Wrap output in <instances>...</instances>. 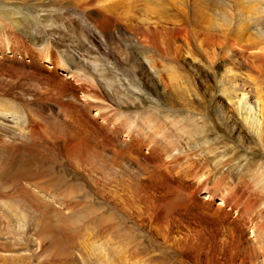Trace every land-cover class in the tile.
I'll return each mask as SVG.
<instances>
[{"label": "bare ground", "instance_id": "6f19581e", "mask_svg": "<svg viewBox=\"0 0 264 264\" xmlns=\"http://www.w3.org/2000/svg\"><path fill=\"white\" fill-rule=\"evenodd\" d=\"M7 1L9 0H0V4ZM18 2L24 11L22 13L29 15L31 11L40 10L43 19L70 6L82 14H88L86 21L87 26L94 31L92 38L99 39L102 47L89 46L95 41L83 43L76 34L67 35L69 45L60 43L56 48L57 59L60 61L56 62L57 66L50 62L52 49L57 47L50 42V38L60 39L66 32L52 27V20L43 21L49 25L44 24L40 29V38L24 29L19 30L20 35H15L11 41L12 44L20 45L31 60L37 63L38 59L41 62L49 61L52 68L62 64V71H65L63 66L67 69L79 67L72 70L70 77L74 79L79 76L81 81L86 82L87 87L79 86L76 91L80 92L87 104L100 103L94 93L96 87L102 88L117 108L123 106L145 109L146 101L138 96V92L143 91L133 87L134 84L130 81L134 78L144 79L148 84L149 90L146 92L149 96L154 94L158 103L165 105L168 110L172 111L175 106L180 109L193 108L199 103L196 95L187 90L192 99H182L184 83L182 80L178 81L181 76L176 74L182 63L189 61L199 64L205 58L208 60L211 76L216 80L217 95L221 101L216 111L218 119L234 134L238 130V123L233 117L236 115L241 126L253 136L256 146L264 148L262 90L255 79L242 72L243 67L252 71H264V65L259 64L260 62L252 63L256 56L257 60L264 61V0ZM13 14L0 9V26L4 31L10 29L12 22L15 24L23 21L14 18ZM13 29L19 28L15 26ZM27 40H30L34 49H30L32 46H25ZM72 45L77 48L76 53L71 51ZM89 49L93 50L91 56ZM246 50L258 52L248 65L244 63V55H241ZM221 60L223 70L218 75L220 70L217 62ZM97 66L100 68L96 70ZM146 67L150 76L146 75ZM113 68H121L123 73L130 75V80L126 75L122 76L123 79L115 78L117 75L113 74ZM42 70L44 77L37 78L36 81L29 80L30 84L26 83L24 88L35 99H48L51 95L55 97V101L62 100V115L59 113L56 118L49 116L47 119L38 109L25 107L23 103L17 104L19 108L17 105L13 107L2 95L0 97V154L1 151L4 154L0 164V264H164V252L161 249L164 250L165 247L181 256L190 254L193 264H219L218 252H209V248L199 245L194 230L189 232L186 230L187 225L183 223L173 222L163 227V224L152 221L149 227H156L160 242L149 237L147 232L143 235L140 232L134 234V228L145 232L147 227L144 213H141V205L145 200L142 193L146 191L147 188L144 187H147V183H139V187L133 188L132 177L128 178L122 173V181L117 182V171L122 166L118 159L124 158V155L116 154L114 147H111L114 159L107 162L110 158L106 160L101 157L103 140L96 132L88 131L82 112L88 113L89 117L91 115V119H99L104 123L112 122L113 116L116 121L125 123L126 120L116 110L112 113L109 109L93 105H86L88 109L81 112V109H77L80 105L76 91L68 94L56 92L54 88L58 82L48 79L46 68ZM106 74L111 76H105ZM19 76L32 78L27 72L19 73ZM13 78H8L6 71L0 70L1 93L4 88L14 84V80H19L17 75ZM165 78L170 82L169 85L163 82ZM160 86L162 93H158ZM205 90L208 91V88ZM161 97L166 98V103ZM224 104L231 108V112ZM160 105H156L153 113L147 111V108L145 111L134 112L137 116H141L140 112L146 113H143L144 124L137 122L136 118L131 119L126 137L129 142H123L134 149L131 154L135 157L129 159V156L128 159L140 167L142 172H147L146 179H152V182L158 175L160 178L161 174H172L177 178L191 180L197 188L205 186L209 174L204 172L201 163L192 161V149H188L187 140L195 138L192 130L194 126L190 121L199 127L203 117H209L210 113L201 115L193 110L180 118L167 115L164 121L155 117L162 112ZM230 113L233 115H229ZM113 129L117 127L109 130L110 134ZM8 139L10 144L4 142ZM144 145L150 153L148 160L142 157L141 148ZM48 151L52 154L59 153L70 162V168L66 167V176L48 173ZM138 157L151 163L152 170L147 169L146 163H140ZM111 170L114 172V184L106 186ZM70 178L76 183H70ZM219 180L213 181L214 188L221 187ZM257 196H260L259 207L264 209V191H260ZM248 198L247 202L251 197ZM94 204L100 207L93 212L90 209ZM253 206L254 204L252 208L245 207L244 210L246 213L255 212L259 215V207ZM259 217L250 222L251 236L247 240L252 248H249L247 257L243 255V259L242 256L240 264H264V219ZM137 219L142 223L136 224ZM182 229L187 233H182ZM174 233H177L178 238L171 237ZM144 235L147 240L143 239ZM150 245L156 247V250L152 247L151 250ZM148 247L151 253L145 254Z\"/></svg>", "mask_w": 264, "mask_h": 264}, {"label": "rangeland", "instance_id": "374dc122", "mask_svg": "<svg viewBox=\"0 0 264 264\" xmlns=\"http://www.w3.org/2000/svg\"><path fill=\"white\" fill-rule=\"evenodd\" d=\"M0 9L1 11H7L8 13L12 14L14 13V18L23 20L21 21V23L17 21L14 24L12 22V25H9L10 29H7L5 31L4 28L0 26L2 28L0 29V70L6 71L8 78H13L16 75L19 78V80L17 81L14 80L15 83L11 86L4 88L3 92H0V97L3 96L5 98L4 100L11 103L13 107H16V105L19 103H23L25 107L28 106L31 109H38L41 113L45 114V117L47 119L49 116L52 119L56 118L59 113L61 114L63 112V110L60 109L62 100L55 101V97L51 95L48 96V99H35L33 98L32 94L25 90L24 86H26V83L30 84L28 83L29 80L36 81L37 78L44 77V72L42 69L46 68L48 79H52L54 80V82H58L57 87L54 88L56 92L68 94L71 91H76L79 86L81 88L87 87L86 82L81 81L79 76H76V78L74 79L70 77L73 72L72 70L79 69V67H72V69H67L66 66H63L65 67V71H62L60 69V67H62V64H60L57 68H52L50 64H53V62L55 64L56 62H60L57 59L56 48H58V45L60 43L61 45L68 44L70 40L67 35L72 36L76 34L78 35L80 40L83 41V43H86L89 40H93L92 36L94 34V31L87 26L88 22L86 21L88 14H82L74 10L70 6L62 12H58L47 17V19H43V13L40 10L31 11L29 15H27V13H22L24 11H22L18 0H9L7 2L1 3ZM17 13L19 14L17 15ZM14 18H12L13 21ZM45 20H47L46 22L52 20L53 23L51 26L65 30L66 34H64L60 39L50 38V42H52L54 46H57L55 47V49H52L53 51L51 52L50 56L51 63H49V61L41 62L40 59H38L37 63L31 60V58L25 53V50L20 45H15V43L12 44L11 41H13L15 35H20L19 30L24 29L32 31V34L39 37V34H41L40 31H42L40 29L44 24H46L43 22ZM46 25L48 26L49 24ZM15 26H18L19 29H13L15 28ZM13 30L16 32H14ZM28 34L30 35V33ZM91 43L93 44H90L89 46L102 47L99 39L95 37ZM25 46H32L30 47V49H34L33 45H31L30 40H27V45ZM72 47L73 48H71V51L76 53L78 51L77 48H75L73 45ZM89 50L91 56V54H93V50ZM254 54L256 55L258 54V52L249 50L244 51L243 54H241L246 56L245 58L243 56V59L245 61L244 63L247 64L248 62H251V59H254ZM199 56L201 57V54ZM247 57L249 59H247ZM256 58L252 60V63L260 62L259 64L264 65V61L257 60ZM207 61L208 60H206L205 58H202L199 64H193L189 61L182 63V67L178 68L177 71L179 75L176 74V76H181V79H178V81L181 82L182 80V82L184 83V86L182 85V89H184V97L182 96V99H192L189 91H187L190 90L191 93L194 94V96L196 95L195 98L199 102L198 104L196 103L195 107L190 108L191 110L183 108L180 109L178 106L173 107L172 111H170V109L168 110L165 105H160V103H158L157 97H155L154 94L149 96V93L146 92V90H149L147 86L148 84L145 83L144 79L139 80L133 78L130 80V75H127L126 72L123 73L121 68L119 70H117L116 68L112 69L113 74L117 75L115 78L123 79L122 76L126 75L127 79H129L131 83L134 84L133 87L136 86L138 87V89H141V91H143L140 93L138 92V96L140 95L141 98L146 101V103L144 104L145 109H131L129 107L123 106L117 108V105L112 101V98L108 96L102 88L99 89L96 87L94 88V93L100 99V103L95 104L93 102H89L87 104L84 98L81 97L80 92L76 91V96L79 98L78 104L80 105L77 109H81L82 112L83 109H88L86 105H93L102 109H109L110 111H112V113H114V111L116 110L117 114L120 113L124 118L123 120H126L125 123H123V121L121 122V120L116 121L113 116L112 122L104 123L99 119H91V115L89 117L88 113L84 114V112H82V118L85 122V125L86 127H89L88 131L96 132V134L103 140L102 147L105 150L102 149L101 157L106 160L110 158V160H108L107 162H110L112 159H114L113 154L111 153L113 147L116 154L122 153V155H124V158L118 159L122 166H120V170L117 171V182L122 181V173L124 175H127L128 178L132 177L131 182L133 188H136L139 183H147V187H144L147 189L145 192H143L144 194L142 193L145 200L141 205V213H144L143 217L145 220V224H147V227H145V232L134 228V234H139L140 232L143 235V233L147 232V235L149 237L158 239V242H160V234L156 232V227L154 229H151L149 227L150 223H152V221H157V224H163L164 227L169 223L173 224V222H180V224L183 223L187 225L186 230H189V232L194 230L193 233L196 234L197 240L200 243L199 245H202L207 249L209 248L208 251L210 250L211 252H218L217 256L219 259V264H240L245 256L247 257V255H249V248H252L250 247L251 244L248 243L247 240V238L251 236V227L249 226L251 224V220H254V218L256 220V218L258 219L259 216V219H264V209H262L261 206L259 207V205L261 204V202L259 201L260 196H257L260 191H264V148L256 146L253 136L248 132L247 129L241 126V122L236 115H234L233 117L238 123V130L234 132V134H231L229 129H227L226 124L218 119L216 111L219 106L218 104L221 101L217 95L218 93L216 90V80H214V77L211 76L212 72L208 69L209 63ZM222 62V60L217 62V66L220 70L218 75H221L223 70ZM92 67L93 66L91 65V68ZM97 68L99 69L100 67L97 66L96 70ZM249 70L250 69H248L247 67H243L242 72L255 79V83L257 82L259 84L264 98V71H255V69L253 71ZM145 71L147 76L151 75L147 67ZM22 72L29 73L32 78H21L19 76V73ZM261 72L263 74H261ZM147 73H149V75ZM105 76L111 75L106 74ZM110 80L111 82H113L112 78ZM164 80L165 81L163 82L168 85L170 84V82L166 81V78ZM185 80L188 81L184 82ZM205 86L208 88V91H210L211 94H209V92L205 90ZM158 93H162L161 86L160 88L158 87ZM160 99L163 100L164 103H166L167 101L164 97H161ZM156 105H160L163 108L160 115L155 116L158 120L159 118L161 120L166 119L165 116L167 115L168 117L178 116L180 118V116H184L186 115V113L193 110H195L198 114L200 113L201 115H205L204 113H207L208 115V113H210L209 117H203L204 119L200 121L202 122V124L199 127H196L195 123L190 121V124H193L194 126L193 129H191L195 134V138L187 140L189 142L188 149H192V161L201 163L202 165H200L204 167V172L209 174V180L206 182L205 186L197 188L195 183L190 182L191 180L189 181L188 179L182 177L177 178L172 174H161L160 178L158 175V177L153 178L152 182V179H146L148 177L146 175L147 172H142V169L140 167L129 160L130 158L135 157V155L131 154L133 153L134 149L130 148L127 144L129 142V139L126 138L129 134L128 127L131 125V119L133 118H136L137 122L144 124L143 118L144 114L146 113L140 112L139 114L142 113L141 116H137L134 114V112L143 110L145 111L147 108V111L153 113V110L157 108ZM19 107L20 106H18V108ZM225 107L228 111L231 112V108L229 106ZM229 115L233 114L230 113ZM115 127H117V129H113L110 134L109 130ZM124 140H126L127 143H124ZM4 142L10 144L9 139L4 140ZM183 144H185V142H183ZM145 146L146 145L141 148L142 157L148 160V154L150 153ZM48 155L50 162V164H46L47 167L49 166L48 173H52L53 176H59L60 174L66 176L68 174V171L66 169L71 166L70 162H67L65 158H63L59 153L56 152L52 154L51 151H48ZM3 159L4 154L3 151H1L0 164ZM137 160L139 162L141 161L140 163H146L147 169L152 170L150 167L151 163L144 161L143 159H141V157H138ZM62 164L65 166H63ZM109 173L110 176L109 180L106 182V186L114 184L113 170H111V172ZM73 178H70V183L75 182ZM215 179H220L219 183H221V187L214 188L213 181ZM149 184L152 186H150ZM248 197L251 198L249 199ZM237 198L240 199V201ZM247 198L252 204L247 202ZM254 202H256V204ZM244 203L247 204L244 205ZM253 204L254 208L259 207L258 210L261 212V214L260 212L259 215H256L255 212L246 213V208H252ZM98 207H100V205H98ZM98 207L96 204H94L90 210H96ZM251 215L255 217L252 218ZM140 223L142 222L137 219L136 224ZM172 232H175V230H172ZM181 232L187 233L183 229ZM182 233H180V235H183ZM172 236H176V238H178L177 233H174L173 235H171V237ZM143 239L147 240L146 235H144ZM145 242L146 241H144V244ZM209 245L212 247H210ZM220 245L222 246V249L220 248ZM151 247L153 249L155 248L156 250V247L150 245L151 250ZM166 248L167 247H165L164 250L163 248L161 249V252H164V264H193L194 261L192 257H189L190 254L181 256L177 252ZM147 249L148 250L144 253H151V251H149V247ZM219 249L221 251H219ZM242 251L245 253H243ZM239 254H241V256Z\"/></svg>", "mask_w": 264, "mask_h": 264}]
</instances>
